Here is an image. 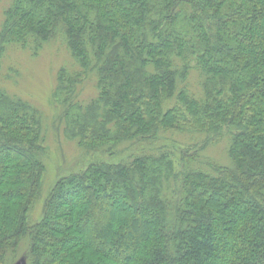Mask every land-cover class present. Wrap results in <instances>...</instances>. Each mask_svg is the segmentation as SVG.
<instances>
[{
	"label": "trees",
	"instance_id": "1",
	"mask_svg": "<svg viewBox=\"0 0 264 264\" xmlns=\"http://www.w3.org/2000/svg\"><path fill=\"white\" fill-rule=\"evenodd\" d=\"M55 42L71 65L57 72L50 122L4 89L21 74L2 64ZM53 128L82 155L142 148L59 178L33 219ZM163 135L199 142L175 155ZM0 264H264V0H12L0 27Z\"/></svg>",
	"mask_w": 264,
	"mask_h": 264
},
{
	"label": "rangeland",
	"instance_id": "2",
	"mask_svg": "<svg viewBox=\"0 0 264 264\" xmlns=\"http://www.w3.org/2000/svg\"><path fill=\"white\" fill-rule=\"evenodd\" d=\"M12 0H0V27L3 20V12L9 7ZM71 61L68 54L61 49L58 42L53 43L42 52L38 57H29L28 52L10 50L4 57L2 70L3 72L15 69L21 74L20 78H14L12 81H6L3 85L4 89L12 95H16L31 104L38 107L48 120L52 122L57 115L55 108H51V93L54 88L57 72L60 68H70ZM13 76V75H12ZM93 82L88 79L83 84L82 96L88 97L93 94ZM82 88V87H81ZM92 97V96H91ZM90 98V97H89ZM57 124L56 126H58ZM57 129V128H56ZM46 154L44 156V165L46 167V180L43 181V196L38 203V207L32 212V218L36 219L40 216V209L42 202L49 192L52 185L56 183L59 178L65 177L71 173L83 170L94 162H112L117 163L122 159L135 152L134 149H140L142 146L134 145L125 154L109 158L100 155L80 154L74 142L66 141L62 130L53 128L52 131H47ZM166 142L161 145H166L168 149L178 155L176 149L192 146L199 142L197 138L179 137V135H163ZM198 145V144H197ZM224 143L218 145L214 149H210L206 155L214 160H217L222 155ZM179 166L177 165V170ZM115 208V205L113 206ZM229 213V212H227ZM236 224L244 223L242 218L234 219L232 221ZM238 222V223H237ZM144 229V228H143ZM255 230V229H254ZM234 231V230H232ZM245 238L250 234L244 233ZM215 237V236H214Z\"/></svg>",
	"mask_w": 264,
	"mask_h": 264
}]
</instances>
